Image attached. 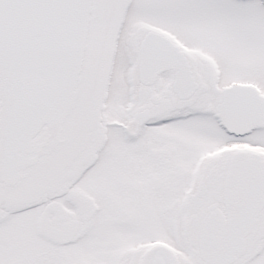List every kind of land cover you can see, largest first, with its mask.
Returning <instances> with one entry per match:
<instances>
[{"label": "snow or ice", "instance_id": "1", "mask_svg": "<svg viewBox=\"0 0 264 264\" xmlns=\"http://www.w3.org/2000/svg\"><path fill=\"white\" fill-rule=\"evenodd\" d=\"M0 264H264V0H0Z\"/></svg>", "mask_w": 264, "mask_h": 264}]
</instances>
